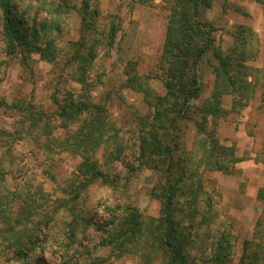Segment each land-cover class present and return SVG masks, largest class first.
Wrapping results in <instances>:
<instances>
[{"label": "rangeland", "instance_id": "obj_1", "mask_svg": "<svg viewBox=\"0 0 264 264\" xmlns=\"http://www.w3.org/2000/svg\"><path fill=\"white\" fill-rule=\"evenodd\" d=\"M72 1L53 54L0 55V264H171L158 246L166 197L175 264H264V0L199 1L195 43L206 51L186 103L163 50L173 0H87L86 21ZM233 50L247 71L232 75L248 72L237 94L216 82ZM172 109L162 145L175 147L173 165L146 164L140 136ZM211 139L226 170L209 167ZM119 144L121 160L103 158ZM129 208L142 232L109 244Z\"/></svg>", "mask_w": 264, "mask_h": 264}, {"label": "trees", "instance_id": "obj_2", "mask_svg": "<svg viewBox=\"0 0 264 264\" xmlns=\"http://www.w3.org/2000/svg\"><path fill=\"white\" fill-rule=\"evenodd\" d=\"M135 1L140 6H145L150 4L154 0H132ZM173 14L170 20L169 26L167 28L166 39L164 43V57H166V63L168 64V74L172 80L177 78L182 79L184 84L179 92L178 99H183L182 101L186 103L189 100H194L198 98L199 87L197 86V64L206 51V47H198L195 43L197 40V31H199V23L196 21L197 17V7L199 6L200 0H173ZM206 1V0H203ZM80 3L79 11L81 12L82 21L88 19V3L87 0H79ZM76 3L72 0H0V55L6 54L8 56H18L24 53H39L49 55L53 54L55 34H64L66 19L70 11L75 8ZM66 21V22H65ZM114 25V22L112 23ZM116 27V26H115ZM114 27V28H115ZM243 42V41H241ZM47 53V54H46ZM244 54V51H243ZM51 57V56H50ZM238 60L243 62V57L236 52V50L231 51L229 56H225L224 59L219 60V67L216 75V82L220 86V75L225 78L227 85L232 87L233 93H238L236 91L237 83L242 86L246 84L244 79L246 78L248 72L244 74L243 81L240 82V77L235 79L232 72H237V69L244 67L243 63H239ZM2 62L0 61V67ZM219 74V75H218ZM242 77V78H243ZM178 79V80H179ZM167 88L170 89V85L167 84ZM171 95L167 94V97ZM218 91H214L211 98L216 99L218 97ZM221 95V94H220ZM174 96V95H173ZM165 100V99H163ZM80 108L85 109V105L82 104ZM77 109V107H76ZM79 109V108H78ZM77 109V110H78ZM207 115L215 113V110L210 111L207 109ZM65 110L62 116H66ZM179 111L172 109L167 113H159L156 118V125L154 131L145 133L146 137L140 136V150L141 156L144 162L147 164L149 158L152 157H163L166 158V164L170 163L173 165L171 160V154L174 151L173 147H168L162 145V139L164 138V127L163 124L169 122L175 123ZM164 117L165 120H161ZM176 119V120H175ZM96 123H91L95 125ZM159 124L161 126H159ZM171 127V124H169ZM103 127L96 126V131L100 132ZM93 130L92 128L87 129V135L91 136ZM75 141H77L75 139ZM215 141L211 139V147L209 149L210 157L213 158V162L210 164V169L212 170H226L225 167L218 163L217 158H220V153H217L215 148ZM153 144V145H152ZM87 144H84V149L87 150ZM82 150V152H83ZM124 155L122 145H116V150L110 152L107 159L114 157L116 160H121ZM170 159L167 161V159ZM146 159V160H145ZM182 162V160H181ZM180 163L176 164L179 168ZM157 169L158 167H153ZM167 169V168H166ZM99 176V175H98ZM188 176L190 172H188ZM198 183V181H197ZM259 198L264 200V191H259ZM166 214L165 222L170 220V213H168V208L171 203V197H166ZM166 224L163 228L164 236L158 241L159 247L165 246L168 252L172 254V263L175 261H180V254L173 248L170 241L165 240L166 235L172 234V231L166 228ZM141 222L139 215L135 212L133 208H129V213L121 221V226L114 231L111 229L109 231V236L107 240L109 244L120 246L126 245L127 241H135L137 235L142 232ZM162 237V236H161ZM121 239V241H120ZM25 252L24 250H22ZM244 264V260L241 261Z\"/></svg>", "mask_w": 264, "mask_h": 264}]
</instances>
